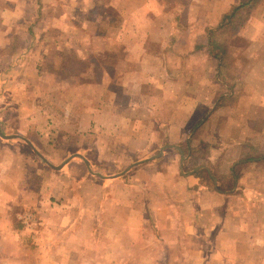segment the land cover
I'll return each instance as SVG.
<instances>
[{"label":"crops","instance_id":"0c3cea01","mask_svg":"<svg viewBox=\"0 0 264 264\" xmlns=\"http://www.w3.org/2000/svg\"><path fill=\"white\" fill-rule=\"evenodd\" d=\"M259 1L0 0V264H264Z\"/></svg>","mask_w":264,"mask_h":264},{"label":"rangeland","instance_id":"374dc122","mask_svg":"<svg viewBox=\"0 0 264 264\" xmlns=\"http://www.w3.org/2000/svg\"><path fill=\"white\" fill-rule=\"evenodd\" d=\"M43 1L44 0H36V7H32L30 6L29 8H27V5H24L22 8L18 9L19 13L21 15V19L22 21L19 24V28L17 29V31L19 30H23L20 31L19 36H21L20 40H18V42H20L22 45H24L25 47L23 48L24 51L25 49L27 50L29 48L28 46V39L26 38V34H27V22H28V18H33L36 17V27L41 30L42 28V20L45 19V16L49 17L51 16V14L54 12H56V14H58L59 17H61L62 11L65 10L66 8V4L65 1L66 0H56L57 2H60L61 6H58L55 8V6H53L52 8L43 7ZM75 0H72V2H74ZM50 2V0H49ZM92 10V9H90ZM74 11V9L72 10ZM135 11L136 9L133 7L132 8V24H131V29L133 30L132 33V45H138L137 48H133V51H136V53L138 51H146L144 52V55H146L147 57H150L151 52L154 51H166V48H160V41H158L156 38H154L153 36H149L146 38H139V36L137 35V32L135 30V26L136 23H134L135 19ZM7 13V12H5ZM253 13L254 16L255 15H260L259 18V22L264 26V0H260L256 6H254L250 11H242L241 14L238 16H236L234 18L233 21H224V19H222L220 21V23L216 24L217 26H220L221 23H224L223 25H221V28L219 29V31L215 32L216 34L213 35L212 37V41L213 44L211 46V50L215 53L221 54L222 53H226V49L228 48V51H235V49L238 48H247L248 51L254 50V51H263L264 50V45L261 46L259 44H264V28L262 27L260 30H258L257 34L261 35L257 37L256 40L252 41V40H248L246 38L244 39H240L239 37H237V31L241 30V28L243 29L244 27H242L244 25L245 22H247L249 19H251L253 17ZM45 14V16H43ZM74 16V15H73ZM144 27L146 28H150L152 27V25H150V22L148 23L147 20L144 23ZM58 29L57 30H52L50 32V34L52 36H57L58 35ZM23 33V35H22ZM236 35V36H235ZM24 38V39H23ZM201 41V39H198ZM52 42V41H51ZM168 44L171 43V41H167ZM49 43V40L46 42ZM105 44V43H104ZM253 44H256V46H254ZM44 45L41 44L40 47H37L36 51H43L44 50ZM28 47V48H27ZM117 47V46H116ZM227 47V48H226ZM54 49H56V45H52V47L50 48V51H53ZM202 50V49H201ZM116 51H118L116 49ZM120 51V50H119ZM145 56V58L147 59V57ZM227 59L229 57V55L227 56ZM138 58V54H135L133 56V59ZM148 60L151 61V58H149ZM145 63V62H144Z\"/></svg>","mask_w":264,"mask_h":264},{"label":"trees","instance_id":"16d2710c","mask_svg":"<svg viewBox=\"0 0 264 264\" xmlns=\"http://www.w3.org/2000/svg\"><path fill=\"white\" fill-rule=\"evenodd\" d=\"M251 1H256V0H251Z\"/></svg>","mask_w":264,"mask_h":264}]
</instances>
